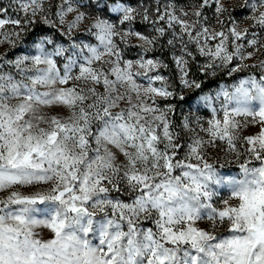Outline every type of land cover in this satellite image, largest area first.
I'll list each match as a JSON object with an SVG mask.
<instances>
[{"label":"snow or ice","instance_id":"6c2138e0","mask_svg":"<svg viewBox=\"0 0 264 264\" xmlns=\"http://www.w3.org/2000/svg\"><path fill=\"white\" fill-rule=\"evenodd\" d=\"M208 3L201 0L193 6L196 19L191 22L167 10L152 19L147 9L122 4L109 7L117 17L113 22L81 11L75 0H61L56 20L47 15L51 9L45 0L21 2L23 20L0 19V44L15 46L37 16L55 27L57 21L64 26L73 13L61 35L71 41L72 33L90 19L84 31L97 42L64 47L44 36L34 41V54L8 61L22 79L0 71V264H264V60L251 65L260 69L259 78L249 76L233 92L217 93V99L223 96L222 116L212 107L211 96L201 97L211 118L207 127L200 117L195 123L209 138L195 136L180 160L176 157L181 145L168 118L173 109L159 104L175 95L159 73L166 65L146 58L165 35V28L158 26L165 21L169 28L179 25L182 34L181 54L174 62L183 87H200L188 79L186 57L195 59L190 44L208 58L201 66L206 73L248 68L245 61L264 49V41L248 39L249 30H238L231 17V26L225 25L227 9L220 0H215L214 17L220 29L210 28L202 15ZM244 3L252 12L247 17L251 28L264 30V0ZM137 17L151 23L156 35L136 31L132 25ZM6 24L19 30L3 31ZM130 37L141 43L131 45ZM245 45L252 51H245ZM127 47L141 49L137 59L124 58ZM54 106L69 114L43 111ZM94 122H101L95 133ZM190 124L185 118L183 127L195 133ZM249 127L257 131L241 135ZM205 145L226 147L237 157L243 145L249 159L240 164L241 178L219 174L204 156ZM252 160L259 166H249ZM221 185L229 192L219 207L214 197ZM30 186L43 190L27 195L18 190ZM112 192L135 195L128 203L110 198ZM144 220H152L155 231L142 230ZM201 222L208 227H199ZM224 225L229 235L218 238L213 232ZM35 227L48 228L53 238H36ZM96 231L99 243L93 245L87 237Z\"/></svg>","mask_w":264,"mask_h":264},{"label":"rangeland","instance_id":"374dc122","mask_svg":"<svg viewBox=\"0 0 264 264\" xmlns=\"http://www.w3.org/2000/svg\"><path fill=\"white\" fill-rule=\"evenodd\" d=\"M21 2H26V0H0V19L5 20H23L25 14L20 9ZM77 6L81 11L88 13L90 16L101 15L104 18L110 19L113 22L117 20L116 15L109 12V7L113 4H122L124 6H131L138 8L141 11L147 9L149 15L152 19H156L158 14H162L167 11H174V14L180 17L183 20L189 22L196 19L192 15L194 5H199L201 0H118L115 3H109L106 0H75ZM61 3V0H45V7L50 8L51 11L47 13L50 19L56 20L54 15L56 11V6ZM220 3L227 9L223 13L222 19L224 20L225 25L231 26L229 24V18L235 19L238 24V30H249L248 39L255 36L256 39L264 41V30L259 27L251 28V21L247 19L248 16L252 15L250 9L245 7L244 0H220ZM157 8L159 13H157ZM183 12H187L188 15H183ZM204 23L210 26L212 29L219 30L220 26L216 23L215 20V0H209L208 6L203 9L202 12ZM75 14H69L65 18V25L61 26L59 22H56L55 27H49L44 24L40 16L35 18V22L28 25L25 31L21 34V38L16 41L15 46L9 45L7 43L0 44V57H4L3 61H0V71L2 72H11L16 79H22L19 75L16 74L15 69L8 63V61H14L17 57L23 55H29L35 53L34 41H38V38L47 36L50 39H53L56 44L68 47L71 42H83L96 44L94 36L85 34L84 29L91 23V20H86L79 30H76L72 33L71 41L67 36L61 35V32L66 29V24L74 18ZM136 31L141 32L146 36L156 35L154 27L151 23H146L141 20L140 17H137L136 21L132 25ZM158 26L165 28V35L161 37L158 42L152 47V50L147 52L146 58H155L160 61L166 67H160L159 73L166 78L167 83L171 86V90L175 93L174 97L169 98L167 101L160 99L159 104L161 107H166L170 105L173 111L169 115V120L172 125V130L177 134L178 143L181 145L177 159L183 160L185 154L188 151L187 145L192 142V139L195 136H200L203 139L207 140L209 137L205 132L200 131V128L197 127L195 120L197 117H200V123L203 127H207V120L211 118V109L201 100V97L209 95L213 98L212 107L217 109V113L222 116L221 107L223 104V96L216 98L217 93L222 89L229 92H233L235 88L239 85L241 80L247 79L249 76H256L259 78L260 69L252 68L251 65L258 64L260 60H264V49H260L255 53V56L245 61L249 65L248 68L240 72L228 73L227 68H218L215 70V75L209 74L212 70H209L208 73L202 70V65L207 62V57L200 56L196 52L195 45H189V49L194 53L195 59L191 57H186L189 60L188 79L195 81L200 84L199 88H185L180 81V70L177 68L174 57L181 54V42L179 37L182 35L180 33L179 25H176L173 28H169L165 21H159ZM118 27H127V25H118ZM19 29L12 24H6L3 31H18ZM226 30V29H225ZM175 34V35H174ZM3 39V37H0ZM173 39L174 44L169 45L168 40ZM131 45H139L141 42L135 37L129 38ZM185 43L187 42V37L184 36ZM215 41L210 42L211 46L215 45ZM243 43V42H241ZM121 47H124L121 45ZM231 49V45H229ZM48 50L51 51V46H48ZM245 51H252L248 49L245 45ZM141 53L139 47H127L124 48L123 56L128 60H135L138 58V54ZM58 67L63 68L62 63H58ZM154 74V73H153ZM138 82L147 83L146 80H141L137 78ZM157 86H159L157 82ZM44 89H41L43 91ZM102 91V88L99 89ZM183 97V99H181ZM44 112L50 115H62L67 116L68 111L61 106H54L51 108H44ZM118 111V109H116ZM185 118H188L191 121L190 127L196 129L195 133L186 130L183 127ZM101 125V122H94L92 130L95 133L98 130V127ZM257 131L256 127L246 128L241 135H250ZM162 148L163 145H160ZM239 151L242 153L241 156L237 157L234 153H229L226 147H209L205 145L204 156L207 161L216 166L219 174L224 176L225 179L230 178H241V173L239 171L240 164L247 162L249 157L246 154L245 147L240 145ZM122 160L123 157L121 156ZM196 163L195 160L191 161ZM249 166H259V162L252 160V163ZM179 170L176 173L178 174ZM220 190L217 192L216 197H214V202L216 206L222 207L221 198H226L229 192V189L223 185L219 186ZM22 194L27 195L34 191L43 190L40 186L37 187H24L18 189ZM135 193L132 195L127 194L126 192H112L110 198L119 199L123 202L131 203ZM4 193H0V197H3ZM233 203H235L233 201ZM16 206H12V210H15ZM109 215H111V210H108ZM103 213H100L96 217L97 225L101 222V217ZM37 219H44L43 216H37ZM97 225H94L96 227ZM140 228L146 230L152 228L155 231V225L152 220H144L140 223ZM199 227L205 228L208 225L205 222H201ZM126 230V225H125ZM36 233V238L42 240H49L53 238V234L48 228L44 227H35L33 229ZM218 238H224L229 235L227 226H219L214 232ZM93 245H98L99 243V232L96 231L94 234H89V237Z\"/></svg>","mask_w":264,"mask_h":264},{"label":"trees","instance_id":"16d2710c","mask_svg":"<svg viewBox=\"0 0 264 264\" xmlns=\"http://www.w3.org/2000/svg\"><path fill=\"white\" fill-rule=\"evenodd\" d=\"M106 1H108L109 3H115V2H117L118 0H106Z\"/></svg>","mask_w":264,"mask_h":264}]
</instances>
